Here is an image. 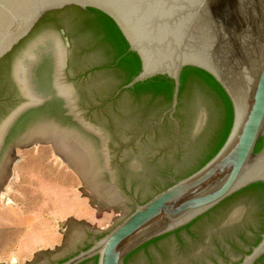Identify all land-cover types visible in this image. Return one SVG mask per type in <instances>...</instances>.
I'll return each mask as SVG.
<instances>
[{
	"label": "water",
	"instance_id": "obj_1",
	"mask_svg": "<svg viewBox=\"0 0 264 264\" xmlns=\"http://www.w3.org/2000/svg\"><path fill=\"white\" fill-rule=\"evenodd\" d=\"M67 6L94 8L106 14L118 27L128 50L137 54L140 72L115 89L113 98L136 82L166 75L173 83L171 104L158 120L146 122L148 134L135 135L131 130L114 135L105 105L98 107L108 91L103 88L91 97L89 126L81 111H75L72 87L62 72L64 47L52 36L30 46L45 33L54 36L57 24L42 23L10 59L17 60L14 79L24 99L10 106L0 119V183L14 145L23 148L51 142L79 175L93 202L99 207L121 208V212L106 229L89 227L82 220H66L61 226L66 232L61 245L36 252L24 264H48L69 256L56 264H94V257L96 264H124L127 254L145 242L188 224L234 192L264 182V0H0V60L47 12ZM64 41L67 46V39ZM94 65L92 61L87 64ZM187 66L210 74L227 94L233 111L229 133L218 151L189 175L160 191L152 185L141 190L129 176L119 174L118 163L126 161L137 173L146 156L178 150L180 125L174 113L180 74ZM166 115L174 124L173 131L154 141L150 125L159 124ZM206 118L207 110L201 106L194 132ZM260 137L262 147L255 151ZM166 176L173 178L170 171ZM244 206L237 201L229 211ZM179 233L187 235L185 229ZM99 234L104 235L97 239ZM177 234L168 236L175 244ZM142 254L143 250L138 251L126 264ZM263 254L264 232L241 260L232 264H254Z\"/></svg>",
	"mask_w": 264,
	"mask_h": 264
},
{
	"label": "trees",
	"instance_id": "obj_2",
	"mask_svg": "<svg viewBox=\"0 0 264 264\" xmlns=\"http://www.w3.org/2000/svg\"><path fill=\"white\" fill-rule=\"evenodd\" d=\"M52 12L60 17L61 25L75 30V35L80 40V51L91 54V61L95 63L91 68V72H93L91 97H94L103 88L108 90L105 95L109 93L113 95L115 89L128 83L140 72V60L137 54L128 50V45L118 27L106 14L94 8L81 9L77 6H67L47 12L43 17L47 19L53 15ZM46 19L43 20L46 21ZM24 40L25 38L0 60V119L8 113L9 107L12 105L8 95L11 80L5 69H7L15 49ZM172 87L173 83L169 77L156 75L136 82L132 87L122 89L116 96L118 102L122 104L121 109L108 117L112 133L115 135L127 131L125 128L130 123L137 127L149 119L158 120L171 104ZM201 106L206 108L207 118L200 130L194 132L195 118ZM174 116L180 125L178 150L174 153L167 150L164 154L152 158L146 156L140 172L128 173L132 182L141 190L148 189L147 187L151 185L158 186V191L163 190L208 161L225 141L232 124L233 111L227 94L210 74L202 69L187 66L182 69L180 74ZM150 126L154 128V141L162 139L165 133L173 131L174 128L173 122L167 115L159 124ZM148 133L146 132L145 135ZM262 142L263 138L260 137L255 145V151L262 147ZM145 143L148 145L147 141ZM168 171L171 172L172 179H167ZM151 196L140 203L145 202ZM237 201L244 202L249 207L256 223V233L259 234L252 244L253 246L260 240V234L264 232V182H256L234 192L204 214L172 233L177 234L180 230L185 229L193 241L200 242L204 229L215 225L217 220L227 213ZM191 227L193 228L191 229ZM170 234L166 233L153 238L132 250L125 257L124 264L130 256L137 253L139 248L157 242ZM103 235L99 234L96 238L99 239ZM90 245L91 243L84 249ZM184 245L186 243L180 241L179 246ZM94 260V264H96V257ZM254 264H264V254Z\"/></svg>",
	"mask_w": 264,
	"mask_h": 264
},
{
	"label": "rangeland",
	"instance_id": "obj_3",
	"mask_svg": "<svg viewBox=\"0 0 264 264\" xmlns=\"http://www.w3.org/2000/svg\"><path fill=\"white\" fill-rule=\"evenodd\" d=\"M11 179L0 199V263L24 264L61 245L68 219L106 229L121 208L99 207L79 175L48 143L16 148Z\"/></svg>",
	"mask_w": 264,
	"mask_h": 264
},
{
	"label": "flooded vegetation",
	"instance_id": "obj_4",
	"mask_svg": "<svg viewBox=\"0 0 264 264\" xmlns=\"http://www.w3.org/2000/svg\"><path fill=\"white\" fill-rule=\"evenodd\" d=\"M53 13L54 12H52V14ZM44 17L35 24L32 31L25 38V40L32 35L41 20L46 19ZM60 21V17L54 14L48 17L46 21L43 20L42 23L49 22L57 24L56 32L54 36L45 33L31 42L30 46L43 37L52 36L58 41L62 48L64 47L65 59L62 72L65 80L71 84L72 87L71 96L74 109L75 111H81V115L83 117L82 120L91 126V66H87V64L91 63V54L80 51V40L79 37L75 35V30L73 28H65L63 25H61ZM64 38H66L68 41L67 46L64 44ZM16 61L17 60L9 62L7 69H5V72L7 71V75H9L11 80L8 90V95L12 101L11 106L17 105L24 99L14 79ZM117 102L118 100L116 97L113 98L112 94L109 93L98 102V107L105 105L106 113L107 115H110L113 112L121 109L122 104ZM56 107L60 109L58 104ZM150 121L151 120L149 119L146 122L148 123ZM146 122L142 127H135L136 125L130 123V125L126 126L125 130L128 132L134 130L135 135H143L147 131L145 129ZM124 132L122 131L115 135H120ZM121 145L125 147L127 143H121ZM118 166L119 174L123 178H126L129 175L128 173L134 170L132 166H128L127 162L123 160L119 161ZM136 201L137 203L141 202L140 199H137ZM133 207L134 206L132 204L131 208ZM256 229L257 228L254 218L251 214V211L249 210V207L246 205L233 212L229 211L223 214V216L217 220L215 225L206 227L201 234L200 242H195V240L193 241L187 231L186 236L180 235L179 232L184 230L182 229L176 236V244L168 238L169 235L157 242L149 243L146 246L138 249V251L143 250V254L139 256H133L130 264L237 263L255 242L257 235L259 234L258 232L256 233ZM171 234L173 233L171 232ZM90 236H94V234L92 233ZM180 241H183V243H186V245L180 247ZM232 253H235L238 256H232ZM65 259L66 258H57L56 260L52 259L48 264H56Z\"/></svg>",
	"mask_w": 264,
	"mask_h": 264
},
{
	"label": "bare ground",
	"instance_id": "obj_5",
	"mask_svg": "<svg viewBox=\"0 0 264 264\" xmlns=\"http://www.w3.org/2000/svg\"><path fill=\"white\" fill-rule=\"evenodd\" d=\"M48 144H50L53 151H55L56 154L59 155L67 163V165H69L71 167V165L67 162L66 158L52 146L51 142H48ZM14 146L16 149L17 145H14ZM15 161H16V154H15V152H13L12 160H11L10 165L8 166L6 176H5L4 180L0 183V199L6 195V190L4 189L5 185L9 184L10 183L9 181L12 180L11 179L12 176H11L10 172H12V167H13V164L15 163Z\"/></svg>",
	"mask_w": 264,
	"mask_h": 264
}]
</instances>
